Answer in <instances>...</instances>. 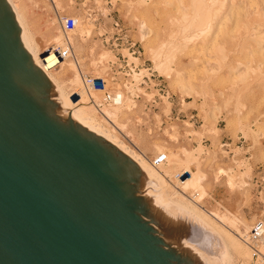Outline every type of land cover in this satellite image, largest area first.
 I'll list each match as a JSON object with an SVG mask.
<instances>
[{
	"label": "rangeland",
	"instance_id": "rangeland-1",
	"mask_svg": "<svg viewBox=\"0 0 264 264\" xmlns=\"http://www.w3.org/2000/svg\"><path fill=\"white\" fill-rule=\"evenodd\" d=\"M179 1L12 0L41 56L44 48L67 38L73 57L63 63L49 57L48 65L47 59L42 63L65 96L69 94L68 103L80 106L82 96L94 121L149 164L157 153H166V164L155 170L163 174L167 197L185 202L235 239L241 246L238 254L246 248L242 257L228 246L230 264H252L240 237L257 221L264 227V54L257 50L264 41L246 35L258 25L264 29V1L252 0L250 7L242 0ZM217 14L221 19L214 17ZM64 16L78 20L66 35L60 28ZM223 23L228 25L221 27ZM249 46L253 48L247 51ZM70 64L78 74L80 70L102 79L106 88L119 91L122 104L103 105L99 93H90L100 104L93 106L81 84H73L76 72ZM106 114L118 130L105 122ZM181 171L188 178L180 185L173 176ZM195 176L200 179L196 185ZM213 211L224 216V222L208 215Z\"/></svg>",
	"mask_w": 264,
	"mask_h": 264
},
{
	"label": "water",
	"instance_id": "water-1",
	"mask_svg": "<svg viewBox=\"0 0 264 264\" xmlns=\"http://www.w3.org/2000/svg\"><path fill=\"white\" fill-rule=\"evenodd\" d=\"M22 46L0 0V264H199L181 250L201 231L59 108Z\"/></svg>",
	"mask_w": 264,
	"mask_h": 264
},
{
	"label": "bare ground",
	"instance_id": "bare-ground-1",
	"mask_svg": "<svg viewBox=\"0 0 264 264\" xmlns=\"http://www.w3.org/2000/svg\"><path fill=\"white\" fill-rule=\"evenodd\" d=\"M5 1V3L7 4V6H8V8H9V10H10V12H11V14H12V16H13V19H14V22H15V24H16V26H17V28H18V33L20 34V36L22 37V39L24 40V42H25V44H26V46H27V48L29 49V51L27 50V48H25L24 46H22V49L25 51V53L27 54V56L29 57V59H30V62H31V64H32V66L36 69V70H38V72H40V74L47 80V82L57 91V93H58V95H59V102H58V106H59V108L60 109H62L65 113H67L71 118H73L78 124H80L83 128H85L86 130H88V131H90L91 133H93V134H95V135H97L98 137H100V138H102L103 140H105L107 143H109L112 147H114L116 150H118L121 154H123L125 157H127L147 178H148V180L151 182V184H152V186H153V188H154V193H155V195H156V197H157V199H158V201H159V203H160V205H161V207H162V209L164 210V212L165 213H167V214H169L170 216H174V217H180V218H182V219H184V220H186V221H189L191 224H195L194 226L196 227L197 226V228L201 231V234H202V236H203V240H202V243L200 244V245H195V246H193L189 251H187V250H185V249H182L181 251L183 252V253H185L188 257H190L191 259H193L194 261H196L197 263H199V264H230L229 263V255H228V253H229V251L227 250L229 247L228 246H232V247H235L234 248V251L237 253V251L236 250H238L237 248L239 247L238 245H237V243L236 242H234V240L232 239V238H230L226 233H224L223 231L221 232L220 230H218L219 228L217 227V226H214L213 224H212V222L208 219V218H206L205 216H203V215H201V214H199V213H197L196 211H194L192 208L190 209V208H188L187 207V205L185 206V205H183L182 204V202L180 203V202H177V201H173V200H170L168 197H167V194H166V190H165V186H164V180H163V174H161L160 173V171H158V170H155V168H152L151 167V164H149L148 162H147V160H145V158L142 156V155H140V154H138V153H136V152H134L133 150H131L129 147H127L125 144H123L121 141H119L116 137H117V134H116V137H115V135L113 134V133H110L109 131H107L106 129H104L100 124H98V123H96L95 121H94V119L92 118V116L91 115H89L86 111H85V99H82V96H81V102H80V106H71L69 103H68V98L67 97H69L68 95H67V97L65 96V94H64V92H63V90L61 89V87L60 86H58L57 85V81L55 82V80H54V77H52V75L53 74H51V70H50V68H49V66H47L48 64H49V62H50V58L49 57H45L44 55H40L38 52H37V43L35 44L34 42H35V40L33 41L32 40V38L30 37V35H29V32H28V30L26 29V27H25V24H24V22H23V18L17 13V10H16V8H15V4H13V2H12V0H4ZM15 1V0H14ZM179 1V0H178ZM206 1V0H205ZM219 1V0H218ZM228 1V0H227ZM233 1V0H232ZM255 1V0H254ZM253 1V2H254ZM262 1V0H261ZM264 1V0H263ZM180 2H183L182 0L181 1H179V3ZM192 2V1H191ZM190 2V3H191ZM209 2V1H208ZM211 3H212V1H210ZM226 2V1H225ZM242 2L243 3H245L248 7H250L251 6V2H252V0H242ZM248 2V3H247ZM255 2H257V1H255ZM179 3H177V4H179ZM201 3H204L203 2V0L201 1ZM229 3H230V0H229ZM260 3V2H259ZM259 3H258V6L257 7H259ZM263 4H264V2H262ZM214 4V3H213ZM212 4V5H213ZM224 4V3H223ZM222 4V5H223ZM253 4V6H255V3H252ZM15 5V6H14ZM205 5H207L206 3H205ZM230 6L232 5V6H234V4H229ZM245 5V6H246ZM211 6V5H210ZM229 6V7H230ZM237 6H239V7H242L241 5H238V3H237ZM245 6H243V8H245ZM261 6H263V5H261ZM218 7V6H217ZM216 7V8H217ZM227 7V6H226ZM228 7V8H229ZM178 8V7H177ZM215 7H214V9H216ZM220 8V7H219ZM230 8H232V7H230ZM260 8V7H259ZM262 8V7H261ZM261 8H260V10L258 9L257 10V12L258 13H260L259 11H261ZM264 8V7H263ZM182 9V8H181ZM213 9V10H214ZM233 9H235L234 7H233ZM237 9V8H236ZM185 10V9H184ZM207 10H209V9H207ZM217 10V9H216ZM216 10H214L215 12L214 13H216ZM243 10V9H242ZM246 10V9H245ZM244 10V11H245ZM247 10H248V8H247ZM247 10H246V12L245 13H247ZM255 10V9H254ZM254 10H253V12H254ZM249 11V10H248ZM232 12H234V11H232ZM237 12V11H236ZM250 12H252V11H250ZM250 12L248 13V16L250 15ZM257 12H256V14H257ZM209 13V12H208ZM212 13V12H211ZM213 13V14H214ZM230 13V12H229ZM228 13V14H229ZM235 13V12H234ZM205 14V13H204ZM227 14V16H229ZM231 15L230 16H232V13H230ZM236 14H238V13H235V14H233V16H237ZM244 14V13H243ZM252 14V13H251ZM261 14H264L263 13V11H261ZM247 16V14H244V18ZM202 16H203V14H202ZM209 15L207 14V17H208ZM212 16V15H211ZM218 16V14L217 15H215L214 17H216V18H218L217 17ZM263 16V15H262ZM221 17V16H220ZM219 17V18H220ZM226 17V16H225ZM225 17H224V19H225ZM239 17H241V14L239 15ZM261 16H259V18H260ZM199 18H201L200 16H199ZM212 18V17H211ZM218 18V19H219ZM223 18V17H222ZM228 18V17H227ZM255 18V17H254ZM215 19V18H214ZM221 19V18H220ZM229 19V18H228ZM238 19V18H237ZM246 19H247V17H246ZM195 20V19H194ZM204 20V19H203ZM213 20V19H212ZM211 20V21H212ZM223 20V19H222ZM220 21V23L221 22H225L226 20H224V21ZM232 20L234 21V19L232 18ZM231 20V21H232ZM200 21V20H199ZM199 21L197 20V22H198V25H199ZM228 21V20H227ZM226 21V22H227ZM230 20L228 21L229 23H232ZM236 22L238 21V23H242V21L240 20V22H239V20H235ZM234 21V22H235ZM252 21V20H251ZM251 21H248V23L246 24L247 26H249L250 25V22ZM256 21H258V20H256ZM77 22H78V20H76V25H75V27H77ZM190 22V21H189ZM196 22V23H197ZM209 21H207L206 22V24L208 23ZM213 22V21H212ZM217 22H219L218 20L216 21V23ZM233 22V27H235L234 25H236V24H238V23H234ZM255 21H253V23H254ZM258 22H260V21H258ZM262 22V21H261ZM146 23V22H145ZM194 23V22H193ZM201 23V22H200ZM246 23V22H245ZM252 23V24H253ZM214 24H215V21H214ZM219 24V23H218ZM249 24V25H248ZM255 24V23H254ZM261 24V23H260ZM263 24H264V22H263ZM144 25V24H143ZM142 25V26H143ZM194 26H195V24H193ZM205 25V24H204ZM208 25V24H207ZM216 25V24H215ZM225 25H228V23L227 24H224L223 23V25H221V27L222 26H224L225 27ZM232 25V24H231ZM230 25V26H231ZM257 24H255V26H256ZM206 26V25H205ZM204 26V27H205ZM209 26H211V25H209ZM213 26V25H212ZM218 26V25H217ZM237 26H240L239 24L238 25H236V27ZM251 26V25H250ZM259 26V25H258ZM258 26H256V27H254V28H250V31H249V35H246V36H249V37H260V38H262V41H264V29H262L261 27L262 26H259V28H258ZM196 27H197V25H196ZM214 27V26H213ZM235 27V28H236ZM80 28V27H79ZM193 28V27H192ZM199 28V27H198ZM218 28V27H217ZM237 28H239V27H237ZM249 28V27H248ZM248 28H246V29H248ZM219 29V28H218ZM219 30H221V29H219ZM219 30H218V33H219ZM231 30H234L233 28L231 29ZM245 31H247V30H245ZM227 33H230V31L229 32H227ZM227 33H223V35H226ZM246 32H244L243 34H245ZM149 34V33H148ZM214 34V33H213ZM215 35H217V34H215ZM214 35V36H215ZM239 36V35H238ZM218 37V36H217ZM230 37H232V36H230ZM234 37L235 36H233V39H234ZM214 38V37H213ZM241 38H243L242 36H241ZM240 38V39H241ZM38 39V38H37ZM53 39H55V42L56 41H58V39L59 38H57V37H55V38H53ZM216 39V38H215ZM237 39V38H236ZM239 39V40H240ZM251 39V38H250ZM258 39V38H257ZM253 40V39H252ZM175 41V40H174ZM238 41V40H237ZM257 41V40H256ZM260 41L261 40H259V41H257V42H259L260 43ZM223 42V41H222ZM255 42V41H254ZM58 42H56V44H57ZM213 43H214V41H213ZM251 44V43H250ZM237 45H239V44H237ZM243 45H244V43H243ZM247 45V44H246ZM257 45V44H256ZM256 45H255V47H256ZM216 46V45H215ZM240 46H242V45H240ZM239 46V47H240ZM258 46V45H257ZM217 47V46H216ZM173 48V47H172ZM207 48V47H206ZM244 48V47H243ZM252 48H253V46H252ZM250 46L248 47V49H247V51H250V49H252ZM174 49V48H173ZM172 49V50H173ZM202 49V48H201ZM256 48H254V50H255ZM198 50V49H197ZM204 50V49H203ZM210 50V49H209ZM244 50H245V48H244ZM257 50H258V52H261V53H263L264 54V42H261L260 43V45L258 46V48H257ZM175 51V50H174ZM207 52V51H206ZM241 52V51H240ZM257 51L255 52V54L256 53H258ZM244 53V52H243ZM248 53V52H247ZM251 53H253V51H251ZM207 54V53H206ZM204 54L202 53V55L201 56H203ZM207 55H209L208 57H210L211 55L210 54H207ZM248 55H250V54H248ZM252 55V54H251ZM205 56V55H204ZM212 57V56H211ZM210 57V58H211ZM244 57H245V53H244ZM247 57H249V56H247ZM262 57V56H261ZM49 58V59H48ZM202 58V57H201ZM206 57H204L203 59H205ZM213 58V57H212ZM260 58V57H259ZM47 59V60H46ZM264 59V58H263ZM46 60V64L47 65H45L44 63H42V61L44 62ZM208 60V59H207ZM210 60V59H209ZM261 60V64H262V62L264 61V60H262V59H260ZM71 65V64H70ZM263 65H264V63H263ZM68 66H69V64H68ZM73 68H72V70H74V72H76V69H75V66L74 65H71ZM70 66V67H71ZM160 66V65H159ZM259 66V65H258ZM257 66V67H258ZM58 67V66H57ZM60 67V66H59ZM69 67V68H70ZM256 67V68H257ZM228 68V67H227ZM213 69V68H212ZM210 70V69H209ZM78 71H80V70H78ZM238 71V70H237ZM240 74V73H239ZM75 75V81H74V83L73 84H75V86H78L79 87V78H78V73L76 72V74H74ZM242 75V74H241ZM81 86V85H80ZM75 89V88H74ZM77 89H79V88H77ZM65 90V89H64ZM78 93H79V95H81V94H83V90L82 89H80V90H78ZM85 93V92H84ZM66 94H67V92H66ZM85 95H86V93H85ZM91 95V94H90ZM87 96V95H86ZM71 97V96H70ZM88 97V96H87ZM88 102V101H87ZM75 103V102H74ZM73 103V104H74ZM122 104V103H121ZM75 105V104H74ZM107 115V117L106 116H103L104 117V119L106 120L105 122H107L108 124H110V128L112 129V131H115V130H118L117 129V127L115 126V125H113V122H112V120L114 119H110V117H109V115L108 114H106ZM96 118V117H95ZM115 122V121H114ZM117 122V121H116ZM100 123V122H99ZM102 124V123H101ZM119 127V126H118ZM261 137V136H260ZM168 160V159H167ZM195 185H196V183L199 181L200 182V179L197 177V176H195ZM228 180V179H227ZM166 182V181H165ZM168 182V181H167ZM170 184V183H169ZM168 184V185H169ZM189 186V185H188ZM190 187V186H189ZM167 188H169V187H166V189ZM169 195V194H168ZM175 200L177 199V198H174ZM179 201H182V200H179ZM208 215L211 217V218H213L214 220H216V221H218V222H224V220L226 219L224 216H221V217H218V215H216V213L213 211V212H211V213H208ZM223 217V218H222ZM230 221V220H229ZM227 222H228V219H227ZM233 222V221H232ZM230 223V222H229ZM231 225V224H230ZM218 229H217V228ZM223 228V227H222ZM225 228V227H224ZM229 229V228H228ZM202 231L203 232H205L204 234L205 235H203V233H202ZM215 236V237H214ZM212 238H216V244H215V247L212 245V241H213V239ZM241 247V246H240ZM239 247V248H240ZM214 248H215V250H214ZM246 249V248H245ZM245 249L242 251V252H240V254H243V252L245 251ZM260 249H262V251H264L263 249L264 248H260ZM240 251H241V249H239ZM227 251H228V253H227ZM240 254H238L237 253V255H240ZM246 254V253H245ZM248 255H249V253L247 254V257H248ZM244 256V254L242 255V257ZM250 257V256H249ZM241 259H243V258H241ZM247 259H249L250 260V258H247ZM249 262V261H248ZM248 262H247V264H248ZM245 264V263H244Z\"/></svg>",
	"mask_w": 264,
	"mask_h": 264
},
{
	"label": "built area",
	"instance_id": "built-area-1",
	"mask_svg": "<svg viewBox=\"0 0 264 264\" xmlns=\"http://www.w3.org/2000/svg\"><path fill=\"white\" fill-rule=\"evenodd\" d=\"M76 25V20L70 16H64L60 20V28L64 35L73 31ZM42 54L47 57L54 58L57 62L63 63L67 59H71V46L65 38L61 40L60 43L55 44L52 47L44 48ZM79 81L81 87L87 92L89 102L95 106L99 107V103H95L90 93H99L101 98V103L108 106H119L122 102V94L119 91L108 89L105 87V84L102 79L91 77L87 74H82L79 71ZM167 162V155L164 152L157 153L150 164L153 168H159L162 165H165ZM174 180L181 185L186 178H188V173L181 171L174 174ZM241 242L248 248L250 251V257L253 259L252 264H264V251L260 249V246L264 244V227L261 221H257L252 224L248 230L240 237Z\"/></svg>",
	"mask_w": 264,
	"mask_h": 264
}]
</instances>
